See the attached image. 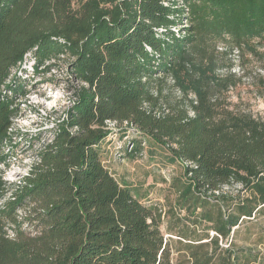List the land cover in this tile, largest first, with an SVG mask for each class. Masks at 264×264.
I'll use <instances>...</instances> for the list:
<instances>
[{
    "label": "trees",
    "instance_id": "16d2710c",
    "mask_svg": "<svg viewBox=\"0 0 264 264\" xmlns=\"http://www.w3.org/2000/svg\"><path fill=\"white\" fill-rule=\"evenodd\" d=\"M263 38L264 0H0V165L27 53L36 71L67 56L78 81L27 173L0 168V264H255L234 235L264 213V117L229 99L236 74L214 52L264 59ZM110 122L138 135L126 156L149 138L183 165L176 205L205 230L176 251L162 223L178 206L145 203L104 164Z\"/></svg>",
    "mask_w": 264,
    "mask_h": 264
},
{
    "label": "rangeland",
    "instance_id": "374dc122",
    "mask_svg": "<svg viewBox=\"0 0 264 264\" xmlns=\"http://www.w3.org/2000/svg\"><path fill=\"white\" fill-rule=\"evenodd\" d=\"M185 22L183 19L174 28L175 31H182V27L187 25ZM255 42H259V49L264 51V38L256 39ZM225 46V43L219 42L218 52L214 53L219 60L220 73L230 70L236 74V86L228 91L229 99L237 103L240 109L251 110L255 115L264 117V59L237 49L226 50ZM70 60L62 56L52 61L49 68L43 66L36 71L33 67L34 56L27 53L21 67L13 70L10 78L17 92L11 94L15 98L18 115L13 124L14 139L12 143L4 145L6 157L0 165L6 180L17 181L27 173L38 146L52 138L62 111L72 104L74 87L78 81L70 73ZM165 92L172 94L173 98H179L180 95L171 79L165 85ZM109 127L111 133L102 144L104 164L145 203L165 211L178 206L173 209L174 213L169 211L165 215L162 223V230L165 236L172 239L175 251L182 247L178 237L180 232L197 230L202 233L205 230L203 224L197 226L195 218L176 205L179 202L178 189L182 187L183 165L172 159L166 147L149 138L143 139L142 149L135 157L126 156L125 151L131 147L130 139L138 137L135 129L125 132L114 122H110ZM30 138L33 147L30 146ZM237 187L234 185V188ZM229 188L225 186L224 190ZM252 221L244 223L234 235L237 244L235 250L238 251L240 247L252 249L258 257L255 264H264V213ZM209 233L212 236L215 232L209 229ZM220 243L225 247L229 245L225 238H221Z\"/></svg>",
    "mask_w": 264,
    "mask_h": 264
},
{
    "label": "built area",
    "instance_id": "2783aa9c",
    "mask_svg": "<svg viewBox=\"0 0 264 264\" xmlns=\"http://www.w3.org/2000/svg\"><path fill=\"white\" fill-rule=\"evenodd\" d=\"M132 147V146H131ZM131 147H130V149H131Z\"/></svg>",
    "mask_w": 264,
    "mask_h": 264
}]
</instances>
